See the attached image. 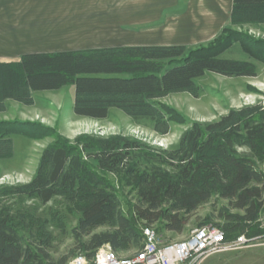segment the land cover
Segmentation results:
<instances>
[{
    "label": "trees",
    "instance_id": "trees-1",
    "mask_svg": "<svg viewBox=\"0 0 264 264\" xmlns=\"http://www.w3.org/2000/svg\"><path fill=\"white\" fill-rule=\"evenodd\" d=\"M230 21L237 26L264 23V0H232ZM206 72L254 77L257 66L224 58L215 47L188 50L181 43L24 52L18 59H0V113L7 110L6 100L33 105L34 92L74 84L77 116L105 119L111 108H117L166 135L171 118L160 99L192 91L195 80ZM12 134L31 136L24 127L0 120V159L14 153ZM142 150L140 140L120 134L82 135L74 142L59 137L42 151L32 180L16 190L43 204L62 197L79 211L73 233L76 248L87 258L105 244L116 252L131 246L141 249L144 235L138 224L159 223L157 232L180 233L191 215L214 197L240 211L221 214L225 230L260 226L264 169L256 158L264 160L261 103L231 108L214 121L192 122L178 146L163 152L161 160L170 170L137 173L139 203L129 216L108 174H132L133 153ZM211 219L207 217L201 227ZM71 256L55 258L44 243L31 242L18 230L11 209L0 203V264H69Z\"/></svg>",
    "mask_w": 264,
    "mask_h": 264
},
{
    "label": "rangeland",
    "instance_id": "rangeland-1",
    "mask_svg": "<svg viewBox=\"0 0 264 264\" xmlns=\"http://www.w3.org/2000/svg\"><path fill=\"white\" fill-rule=\"evenodd\" d=\"M126 1L131 0H0V59H18L27 49L55 51L179 42L188 50L215 47L224 58L252 61L257 66V75L224 76L206 72L195 80L192 91L173 92L160 99L168 107L171 118V131L166 135L155 132L148 122H135L117 108H111L105 119L77 116L74 84L59 90L34 92L33 105L6 100L7 110L0 113V120L24 127L31 136L11 135L14 153L0 159V203L11 209L20 233L34 244L44 243L46 251L55 258L72 255L70 261L81 254L73 233L79 211L62 197L43 204L38 198L18 194L16 190L32 180L45 147L55 144L59 137L74 142L82 135L120 134L140 140L143 150L133 153L130 161L134 172L108 174L121 198L123 212L131 216L135 204L139 203L134 180L137 173L170 170L161 160L163 152L178 146L181 135L192 122L214 121L229 109L246 104L264 106V23L233 25L230 21L232 0H220V10L214 19L208 18L212 15L208 2L198 4L191 0L189 6L194 15L199 11L206 13L207 18L195 17L196 20L193 18L187 23L183 15L176 13L171 18L164 13L158 21L135 19L134 5ZM13 36H17L16 41L12 40ZM256 162L264 169V160L256 158ZM226 212L240 211L230 208L227 200L214 197L191 215L182 232L162 230L158 234L165 241H180L211 217L210 223L219 224L232 246L208 256L200 264H264V214L258 228L227 231L222 227L225 220L221 217ZM152 226L156 229L160 224ZM137 227L142 230L145 226L138 224ZM240 235H245L247 243L234 246L232 242ZM139 250L140 247L131 246L115 252L119 257H128Z\"/></svg>",
    "mask_w": 264,
    "mask_h": 264
},
{
    "label": "built area",
    "instance_id": "built-area-1",
    "mask_svg": "<svg viewBox=\"0 0 264 264\" xmlns=\"http://www.w3.org/2000/svg\"><path fill=\"white\" fill-rule=\"evenodd\" d=\"M143 254L140 261L132 264H200L208 256L228 249L231 243L226 238L225 231L213 224L203 225L201 231L195 233L191 243L173 248H166V241L154 227L143 228ZM245 235L238 236L232 244L241 246L247 243ZM72 264H119L112 262L108 245L96 250V257L83 260V254Z\"/></svg>",
    "mask_w": 264,
    "mask_h": 264
},
{
    "label": "crops",
    "instance_id": "crops-1",
    "mask_svg": "<svg viewBox=\"0 0 264 264\" xmlns=\"http://www.w3.org/2000/svg\"><path fill=\"white\" fill-rule=\"evenodd\" d=\"M191 0H131L126 1L127 4L132 3L134 5V17L135 19H152L155 21L161 20L162 15L166 13L167 18H171L173 13L179 14L180 16L183 15V18H185V22L187 21L191 22L193 18H207L206 13H201L197 11V15H194V11L191 10V6H189ZM198 4H201L202 2H208L209 6L208 9L210 12H212V15H210L208 18L214 19L216 16H218V11L220 10V0H196ZM232 3V2H231ZM232 6V4H231ZM172 7L171 10L165 11L167 8ZM231 10V9H230ZM165 11V12H164ZM195 18V20H196ZM216 26V25H215ZM14 41L17 38V36H13ZM10 43V42H9ZM179 42H172V43H162V44H175ZM138 44H129V45H139ZM109 46V45H105ZM112 46V45H110ZM92 47H99V46H92ZM88 48V47H87ZM62 50V49H60ZM34 51H47V49H27L25 52H34Z\"/></svg>",
    "mask_w": 264,
    "mask_h": 264
},
{
    "label": "bare ground",
    "instance_id": "bare-ground-1",
    "mask_svg": "<svg viewBox=\"0 0 264 264\" xmlns=\"http://www.w3.org/2000/svg\"><path fill=\"white\" fill-rule=\"evenodd\" d=\"M144 229H151L150 226L144 227ZM202 227H197L192 232L188 237H186L183 240L180 241H166V248H173L175 246H181V245H186L188 243H191L192 239L194 238L195 233L197 231H201ZM108 245V251L110 252V257L112 258V262H118L119 264H132V262H138L141 259V256L143 254V247L133 256H128V257H119L116 255L115 251L112 249V247L109 244ZM102 247V246H101ZM99 249V248H98ZM93 257H96V252ZM92 258H87L83 256V260H92ZM78 259V255L73 257L70 261L69 264H72L73 261H76Z\"/></svg>",
    "mask_w": 264,
    "mask_h": 264
}]
</instances>
